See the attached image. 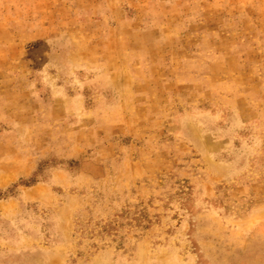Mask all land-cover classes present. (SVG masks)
<instances>
[{"label": "rangeland", "instance_id": "obj_1", "mask_svg": "<svg viewBox=\"0 0 264 264\" xmlns=\"http://www.w3.org/2000/svg\"><path fill=\"white\" fill-rule=\"evenodd\" d=\"M0 264H264V0H0Z\"/></svg>", "mask_w": 264, "mask_h": 264}]
</instances>
